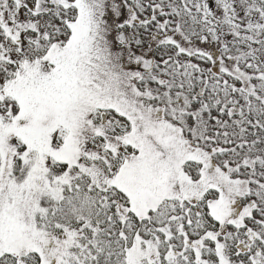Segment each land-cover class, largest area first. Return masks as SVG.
Segmentation results:
<instances>
[{
	"label": "snow or ice",
	"instance_id": "1",
	"mask_svg": "<svg viewBox=\"0 0 264 264\" xmlns=\"http://www.w3.org/2000/svg\"><path fill=\"white\" fill-rule=\"evenodd\" d=\"M0 264H264V0H0Z\"/></svg>",
	"mask_w": 264,
	"mask_h": 264
}]
</instances>
